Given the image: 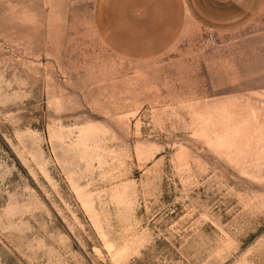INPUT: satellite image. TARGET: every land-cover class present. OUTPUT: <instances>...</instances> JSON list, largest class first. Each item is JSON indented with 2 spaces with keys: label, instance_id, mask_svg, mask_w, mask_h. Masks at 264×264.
Listing matches in <instances>:
<instances>
[{
  "label": "rangeland",
  "instance_id": "374dc122",
  "mask_svg": "<svg viewBox=\"0 0 264 264\" xmlns=\"http://www.w3.org/2000/svg\"><path fill=\"white\" fill-rule=\"evenodd\" d=\"M99 0H0V264H264V0L124 54Z\"/></svg>",
  "mask_w": 264,
  "mask_h": 264
},
{
  "label": "crops",
  "instance_id": "0c3cea01",
  "mask_svg": "<svg viewBox=\"0 0 264 264\" xmlns=\"http://www.w3.org/2000/svg\"><path fill=\"white\" fill-rule=\"evenodd\" d=\"M245 0H99L105 40L124 54L144 56L168 47L189 19L212 30L245 22Z\"/></svg>",
  "mask_w": 264,
  "mask_h": 264
}]
</instances>
